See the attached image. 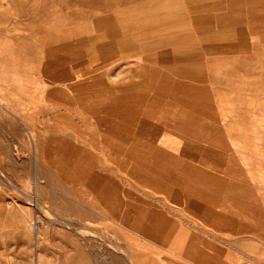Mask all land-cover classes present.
I'll return each mask as SVG.
<instances>
[{
  "label": "rangeland",
  "instance_id": "obj_1",
  "mask_svg": "<svg viewBox=\"0 0 264 264\" xmlns=\"http://www.w3.org/2000/svg\"><path fill=\"white\" fill-rule=\"evenodd\" d=\"M262 224L264 0H0V264H264Z\"/></svg>",
  "mask_w": 264,
  "mask_h": 264
},
{
  "label": "bare ground",
  "instance_id": "obj_2",
  "mask_svg": "<svg viewBox=\"0 0 264 264\" xmlns=\"http://www.w3.org/2000/svg\"><path fill=\"white\" fill-rule=\"evenodd\" d=\"M199 156H200V154H199ZM217 157V156H216ZM199 158V157H198ZM219 159V158H218ZM160 160V159H159ZM33 161V160H32ZM216 161V160H215ZM151 162L152 163H150L151 165H149L147 168H145V167H140L139 168V170L138 171H135V175H142V174H144V173H146L147 171H151V174H153V175H156V178L154 179H151V182H155V181H158L159 180V175H165V176H167L166 175V172L164 171V165L162 166V165H160V163H159V161H158V158H154V159H152L151 160ZM165 164H166V161L164 162ZM205 163V162H204ZM210 163V162H209ZM207 164V163H206ZM198 165V164H197ZM161 166V167H160ZM212 166L214 167V165L212 164ZM221 166L222 167H225L226 165L225 164H223V163H221ZM206 167H207V165H206ZM212 169V168H211ZM222 169H220V171H221ZM224 171H225V168H224ZM169 172V171H168ZM188 172H189V169H187V168H185V169H181L180 170V173L182 174V175H185V174H188ZM228 172V171H227ZM194 173H196L195 171H194ZM218 173H224V172H218ZM225 173H226V171H225ZM249 173V172H248ZM171 174V173H170ZM227 174V173H226ZM179 175V174H178ZM224 175V174H223ZM226 176V175H225ZM224 176V177H225ZM162 178L164 177V176H161ZM197 179V178H196ZM195 179V180H196ZM198 180V179H197ZM187 181H188V179H187ZM192 183H193V181H192ZM172 184H174V185H176V184H178L177 182H172ZM188 184V183H187ZM155 185V184H154ZM188 186V185H187ZM190 187V186H189ZM181 189H183V187H180ZM240 187L238 186L236 189H234V196H235V199H232V200H234V201H239L240 200V198H238L239 196L241 197V190L242 189H239ZM159 190V189H158ZM161 190V189H160ZM232 190V189H231ZM162 191V190H161ZM163 192V191H162ZM187 193L188 192H190V191H186ZM243 195V194H242ZM249 195V194H248ZM186 196V195H185ZM182 197V196H181ZM207 197V196H206ZM210 199V198H209ZM208 199V200H209ZM245 198L243 197V200H244ZM249 199H251V198H249ZM247 200V199H246ZM32 201V200H31ZM201 201V200H200ZM199 201V202H200ZM250 201V200H249ZM243 202V201H242ZM205 203V202H204ZM209 203V202H208ZM212 203V202H211ZM39 204V203H38ZM41 204V203H40ZM243 204V203H242ZM250 205V204H249ZM188 206V205H187ZM217 206V205H216ZM221 207V206H220ZM212 208V207H211ZM259 208V207H258ZM250 211V210H252V209H247V211ZM148 211H149V209H148ZM147 211V212H148ZM253 211L255 212L254 214H259L260 213V210L259 209H253ZM241 212V211H240ZM137 213V212H136ZM149 213V212H148ZM262 213V212H261ZM150 214V213H149ZM137 215V214H136ZM145 216H146V213H145ZM153 216V215H152ZM156 217H157V215H156ZM161 217V216H160ZM218 217V216H217ZM147 218V217H146ZM154 218V217H153ZM159 218V217H158ZM141 219V218H140ZM162 219V218H161ZM165 219V218H164ZM238 219V218H237ZM236 219V220H237ZM248 219V218H247ZM53 220V219H52ZM51 220V221H52ZM166 221V220H165ZM251 221V220H250ZM53 222V221H52ZM51 222V223H52ZM237 223V222H236ZM54 224H57V225H59V226H61V227H64V228H66V226L67 225H64L63 223H59V222H57V221H54ZM142 225H143V222L141 223ZM36 225V224H35ZM158 225V224H157ZM164 225V224H163ZM238 225V224H237ZM237 225H235V227H237ZM240 225V224H239ZM33 226V225H32ZM38 226V225H37ZM37 226H35L34 228H35V231H37L38 232V228H37ZM159 226V225H158ZM215 226V225H214ZM262 226H264L263 224H262ZM234 227V228H235ZM248 227V226H247ZM253 227V226H252ZM68 228V227H67ZM73 228V227H72ZM71 228V229H72ZM166 228H167V226H166ZM165 228V229H166ZM175 228V227H174ZM218 228V227H217ZM233 228V227H232ZM232 228H228V227H226V228H224V227H220L219 229H218V234H215L216 236H217V238L218 239H220V241H221V243H223V244H229V242H231L232 241V238L234 237V236H236V235H238L239 233L237 232V231H234ZM240 228V227H239ZM172 229V228H171ZM178 229V228H177ZM244 229V228H243ZM251 229V228H250ZM253 229V228H252ZM255 229V228H254ZM237 230V229H236ZM256 230H259V229H256ZM34 231V232H35ZM175 231H176V228H175ZM247 231H249V230H247ZM247 231H245V232H247ZM260 231V230H259ZM77 232V231H76ZM164 233L166 232V231H163ZM162 232V233H163ZM170 232V231H169ZM172 232V231H171ZM170 232V233H171ZM253 232V231H252ZM161 233V234H162ZM163 233V234H164ZM169 233V234H170ZM174 234V233H173ZM254 234V233H253ZM80 235V234H79ZM168 235V234H167ZM245 235H246V233H245ZM255 235V234H254ZM76 236H78V235H76ZM82 236V234L80 235V237ZM171 236V235H170ZM173 236V235H172ZM241 236V235H240ZM247 236V235H246ZM82 238V237H81ZM235 238V237H234ZM240 238V237H239ZM247 238V237H246ZM252 238V237H251ZM236 239V238H235ZM201 248V247H200ZM224 248H219V252L218 253H220V254H226L227 252H225V250H223ZM206 250V249H205ZM202 252H203V250H201ZM205 252V251H204ZM203 252V253H204ZM208 252V251H207ZM213 252H215V251H213ZM119 253L120 254H122L120 251H119ZM200 253V252H199ZM206 253V252H205ZM210 254L208 253L206 256H209ZM215 255V254H214ZM199 256H200V254H199ZM198 256V257H199ZM217 256V255H216ZM214 256V258H212L211 257V255H210V257L212 258V263H214L215 262V264H226V261H227V258H229V256L226 254L225 256ZM201 257V256H200ZM107 259V258H106ZM108 260V259H107ZM127 260L129 261V263H131L132 261H131V259L129 258V257H127ZM208 260V259H207ZM226 260V261H225ZM230 260V259H229ZM104 261V260H103ZM209 261V260H208ZM211 262V261H210ZM228 262V261H227ZM230 262V261H229ZM228 262V263H229ZM106 263V262H105ZM133 263V262H132ZM103 264V263H102ZM230 264V263H229Z\"/></svg>",
  "mask_w": 264,
  "mask_h": 264
},
{
  "label": "crops",
  "instance_id": "obj_3",
  "mask_svg": "<svg viewBox=\"0 0 264 264\" xmlns=\"http://www.w3.org/2000/svg\"><path fill=\"white\" fill-rule=\"evenodd\" d=\"M31 137V136H30ZM32 140H33V138H31ZM194 250V248H192V250H191V252H189V253H187V254H189V256H193L194 255V253L192 252ZM212 258H214L213 256H211ZM210 256H206V257H204L205 259H206V262H207V264H215V262L214 263H212V258H211ZM200 258L201 257H198V259L200 260ZM146 259V258H145ZM193 259H194V257H193ZM209 261H208V260ZM211 261V262H210ZM145 264H154L153 263V260L151 259V258H149V259H146L145 260Z\"/></svg>",
  "mask_w": 264,
  "mask_h": 264
}]
</instances>
